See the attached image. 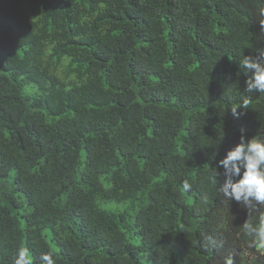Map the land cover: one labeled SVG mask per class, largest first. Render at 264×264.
I'll use <instances>...</instances> for the list:
<instances>
[{
	"label": "trees",
	"instance_id": "obj_1",
	"mask_svg": "<svg viewBox=\"0 0 264 264\" xmlns=\"http://www.w3.org/2000/svg\"><path fill=\"white\" fill-rule=\"evenodd\" d=\"M261 50L264 0H0V264H264L219 191Z\"/></svg>",
	"mask_w": 264,
	"mask_h": 264
},
{
	"label": "clouds",
	"instance_id": "obj_2",
	"mask_svg": "<svg viewBox=\"0 0 264 264\" xmlns=\"http://www.w3.org/2000/svg\"><path fill=\"white\" fill-rule=\"evenodd\" d=\"M242 66L245 71L251 72V77L246 80V93H264V50H261L258 56H244ZM237 108H232L234 117H239ZM223 168L225 177L219 191L229 201L234 200L249 209L254 210L260 205H264V139L253 137L245 141L241 136L240 142L226 156L219 161ZM219 173L213 169L210 177L211 182L217 185ZM233 177H239L233 182ZM190 186L185 183L184 188ZM244 235L249 239V246L258 249L264 253V216H262L258 225L256 223L243 224ZM217 240L212 237H206L207 246L215 248ZM44 264H54L50 255L41 257ZM13 264H31L27 248L18 250L13 259ZM224 264H234L231 256L225 258Z\"/></svg>",
	"mask_w": 264,
	"mask_h": 264
}]
</instances>
